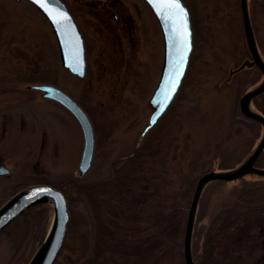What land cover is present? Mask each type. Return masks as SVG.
<instances>
[{
  "label": "rangeland",
  "instance_id": "1",
  "mask_svg": "<svg viewBox=\"0 0 264 264\" xmlns=\"http://www.w3.org/2000/svg\"><path fill=\"white\" fill-rule=\"evenodd\" d=\"M63 1L83 32L87 64L82 78L63 68L53 30L32 4L0 0V165L9 169V174L0 176V203L27 183L57 187L70 180H108L137 148L151 114L148 100L160 77L163 39L147 4L111 0L119 15L113 19L98 3ZM183 1L191 12L193 49L178 93L151 133L153 138L161 137L163 152L160 158L153 157L155 148L145 152L129 185L102 197L105 249L95 264H135L138 259L130 250L144 248L151 249L148 264H184L187 210L198 178L237 166L262 136V126L239 108L240 97L262 79L256 66L237 69L250 59L240 0ZM248 2L264 59V0ZM128 18L134 45L128 36ZM32 84L60 88L88 115L95 151L84 177L76 173L83 148L79 123L62 105L29 88ZM253 105L264 113V95ZM257 166L264 167V152ZM80 193L72 184V229L67 240L89 249L94 226ZM249 205L264 206V179L248 175L206 185L194 225L193 255L201 251L215 213L228 209L222 211L225 221L237 220L238 226L221 231L216 255L237 254L240 264H264V217L247 211ZM28 216L32 219L25 239L13 240L14 232L9 230L0 234V264H28L42 242L51 210L37 208ZM82 253L64 250L56 264H77L73 260Z\"/></svg>",
  "mask_w": 264,
  "mask_h": 264
},
{
  "label": "water",
  "instance_id": "2",
  "mask_svg": "<svg viewBox=\"0 0 264 264\" xmlns=\"http://www.w3.org/2000/svg\"><path fill=\"white\" fill-rule=\"evenodd\" d=\"M23 1L32 4L48 21L57 42L62 65L80 78L84 77L86 71L84 39L65 3L62 0ZM144 2L157 20L162 33L163 62L159 80L148 101L152 111L142 136L156 125L178 93L193 48L190 14L183 0L179 2L187 13L186 20L190 33L187 41L184 37L185 18L181 17L178 10L169 6L170 0H144ZM248 3V0H240L244 36L250 59L245 60L237 69L243 70L256 66L262 74V79L240 97L239 108L243 116L262 126V136L251 153L237 166L226 171L211 170L198 178L187 210L182 242L184 264H195L192 252L193 231L204 187L212 181L233 182L248 175L264 179V167L255 165L264 152V114L253 105V100L264 93V59L253 31ZM186 43L188 49L185 55ZM177 79L179 82L173 92L172 86ZM29 88L39 91L42 98L62 105L79 123L83 135V148L76 173L77 176L84 177L92 167L95 149L94 130L88 115L72 97L54 85L32 84ZM135 151L129 156L134 155ZM7 174L9 169L0 166V176ZM36 205L51 207L52 219L42 242L28 264H55L64 245L70 223L68 202L59 187L46 183L32 184L12 194L0 205V233L25 211Z\"/></svg>",
  "mask_w": 264,
  "mask_h": 264
},
{
  "label": "trees",
  "instance_id": "3",
  "mask_svg": "<svg viewBox=\"0 0 264 264\" xmlns=\"http://www.w3.org/2000/svg\"><path fill=\"white\" fill-rule=\"evenodd\" d=\"M187 7L189 10L188 4H187ZM262 95H264V93ZM156 129L157 128L155 126L148 133L147 137L144 139L143 144L138 149L136 154L120 162L119 166H117L114 169V171L112 172V176L108 180L101 181V182H94V183L93 182L75 183L74 181L70 180L68 183H61L57 186L63 191L68 202L70 203V201L73 200V198L69 194V190L71 188V185L73 184V187L77 188L78 191L81 192L80 194L84 196L87 206L89 207L91 211V216H92V221H93V226H94V239L89 249L84 248V247L80 248V246L76 247V245L74 246L73 244L71 245L68 244L67 239L69 238V235L72 229L71 222L69 223V226L67 229L65 242H64L61 252H63L64 250H68L70 253L72 252L73 254L74 253L78 254L80 250L81 252H83L82 255H78L75 261L73 260L74 263L95 264L97 259L101 257V252L105 249L104 247L105 246L104 244L105 228L101 221L102 197L104 195L117 192L119 190H123L129 185L132 175L134 174V171L136 170V165L137 166L139 165L138 162L139 160H142L143 156L145 155V152L147 151L149 152L151 151L152 148H155L156 153L155 155H153V157L160 158L163 152V145H162L161 137L159 136L156 138L151 137L152 136L151 133L155 131ZM39 183L40 182L27 183L26 185L22 186L20 189L27 187L29 185H32V184H39ZM6 199H4L0 203V205ZM39 207L43 208V210H46V209L51 210V207L47 205H38L37 207L33 206L29 208L27 211H25L15 221H13L4 231L9 230L10 232L11 231L14 232L12 233L14 236L13 240H16L17 238L25 239L26 234L28 232L27 226L29 225L27 220L30 218V216L26 217V215L36 210ZM254 207L255 206L249 205L246 207L248 208L246 210L251 211V212L253 210L256 216L264 215V206H262L261 208L260 207L254 208ZM37 211L41 212L40 210H37ZM222 211H224V213L230 212V210L228 209H223ZM222 211H219L217 215H215V217L213 218V221L209 224L208 228L206 229L203 243L201 245V251L199 252L198 255H193L195 264H240V261H241L240 255H237V254H230L227 256L226 255L225 256L216 255L219 253V249L216 248V242L218 243V240L220 241V239H222L221 234L223 232L225 233V232L230 231V229H232L235 225L238 226L237 220L225 221L224 215H222ZM240 216H243V213ZM36 217L37 216L35 215L33 219H35ZM217 233H218V237H217ZM130 251H131L130 254L133 257H137L138 259L137 261L138 263H135V264H148L149 263V259L151 257V253H150L151 249L144 248L142 251L131 249ZM61 252L59 254H61Z\"/></svg>",
  "mask_w": 264,
  "mask_h": 264
},
{
  "label": "flooded vegetation",
  "instance_id": "4",
  "mask_svg": "<svg viewBox=\"0 0 264 264\" xmlns=\"http://www.w3.org/2000/svg\"><path fill=\"white\" fill-rule=\"evenodd\" d=\"M63 1V0H62ZM87 3H90V4H92L93 6L94 5H96L95 3H98V5H99V7H100V10L101 11H103L104 13H106V14H108L109 16H111L113 19H118L119 18V15H118V13L113 9V7H112V3H111V0H85ZM143 3H145L144 2V0H141ZM64 2V1H63ZM65 3V5L67 6V8H68V5H67V3L66 2H64ZM146 5V4H145ZM68 10L70 11V13L72 14V16H73V13L71 12V10L68 8ZM73 18H74V16H73ZM74 20H75V18H74ZM76 21V20H75ZM77 23V22H76ZM77 26L79 27V30L81 29L80 28V26L78 25V23H77ZM127 26H128V29H129V33H128V36L130 37V43H131V45H134L135 44V42H134V40H135V35H134V32H132V30H134V28L131 26V21H130V19L128 18V24H127ZM81 31V30H80ZM81 34H83V32L81 31ZM83 36V35H82ZM83 39H84V37H83ZM85 46V45H84ZM86 48V47H85ZM85 54H86V49H85ZM61 60V59H60ZM61 64H62V62H61ZM87 64V63H86ZM63 66V65H62ZM162 67V66H161ZM239 67V66H238ZM63 68L64 69H67V68H65L64 66H63ZM68 70V69H67ZM69 71V70H68ZM161 72V71H160ZM69 73L71 74V75H73V76H75V77H79L78 75H76V74H73L72 72H70L69 71ZM80 78V77H79ZM262 95V94H261ZM260 95V96H261ZM149 101V100H148ZM78 103V102H77ZM148 104H149V102H148ZM168 110V109H167ZM167 110H166V112H167ZM152 111V110H151ZM165 112V113H166ZM72 114V113H71ZM75 118V117H74ZM160 120V119H159ZM158 120V121H159ZM147 123H148V121H147ZM147 123H146V125H147ZM158 123V122H157ZM156 123V124H157ZM145 125V126H146ZM145 126L143 127V129H142V131H141V134H140V136L142 137V139H141V141L138 143V146H137V148L135 149V150H133L132 152H134L135 151V153L138 151V149L141 147V145L143 144V142H144V139L146 138V136H147V134L152 130H149L148 132H147V134L146 135H144V136H142V132H143V130H144V128H145ZM94 130V129H93ZM134 153V154H135ZM131 154V153H130ZM129 154V155H130ZM127 156L126 158H128V157H130V156ZM125 158V159H126ZM125 159H123V161L125 160ZM259 160V159H258ZM258 160H257V162H258ZM121 161V160H120ZM257 162H256V166H257ZM117 163H119V162H116V164ZM1 166V165H0ZM240 195V194H239ZM66 197V196H65ZM67 199V198H66ZM67 202H68V200H67ZM38 206V205H37ZM37 206H34V207H37ZM40 208V207H39ZM68 210H69V202H68ZM218 213V212H217ZM217 213H215V215H217ZM262 217H264V215H262ZM27 222L29 223V224H31V218H29L28 220H27ZM208 228V227H207Z\"/></svg>",
  "mask_w": 264,
  "mask_h": 264
},
{
  "label": "snow or ice",
  "instance_id": "5",
  "mask_svg": "<svg viewBox=\"0 0 264 264\" xmlns=\"http://www.w3.org/2000/svg\"><path fill=\"white\" fill-rule=\"evenodd\" d=\"M170 7L176 9L179 11L180 15L182 18L184 19V37H185V41H187L188 36L190 35V33L188 32V24H187V20H186V16L187 13L186 11L181 7V4L179 2V0H170ZM187 49H188V44H185V55L187 54ZM178 79L173 83L172 86V91L174 92L176 90V84L178 83ZM153 123H155V120H153Z\"/></svg>",
  "mask_w": 264,
  "mask_h": 264
},
{
  "label": "bare ground",
  "instance_id": "6",
  "mask_svg": "<svg viewBox=\"0 0 264 264\" xmlns=\"http://www.w3.org/2000/svg\"><path fill=\"white\" fill-rule=\"evenodd\" d=\"M21 1H23V0H21ZM17 2H20V1H17ZM73 19H74V18H73ZM74 21H75V20H74ZM94 151H95V149H94ZM135 154H136V153H135ZM93 159H94V157H93ZM92 163H93V162H92ZM19 217H20V216H19ZM15 220H16V219H15ZM15 220H14V221H15ZM5 229H6V228H5ZM5 229H4V230H5ZM4 230H3V231H4ZM0 234H1V233H0Z\"/></svg>",
  "mask_w": 264,
  "mask_h": 264
}]
</instances>
